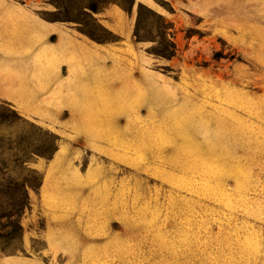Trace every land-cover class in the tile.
<instances>
[{
    "label": "rangeland",
    "instance_id": "374dc122",
    "mask_svg": "<svg viewBox=\"0 0 264 264\" xmlns=\"http://www.w3.org/2000/svg\"><path fill=\"white\" fill-rule=\"evenodd\" d=\"M4 1L22 12L0 32V139H56L0 264H264V0L112 3L104 43Z\"/></svg>",
    "mask_w": 264,
    "mask_h": 264
},
{
    "label": "trees",
    "instance_id": "16d2710c",
    "mask_svg": "<svg viewBox=\"0 0 264 264\" xmlns=\"http://www.w3.org/2000/svg\"><path fill=\"white\" fill-rule=\"evenodd\" d=\"M22 1V0H21ZM50 2L57 9L60 20L63 22H73L81 26L79 30L89 39L97 42L114 41V36L101 27L93 18V14L101 12L107 5L117 3L123 10L130 12L132 9V0H44ZM140 9H137V24L134 35L136 39L140 38L136 35L139 30ZM149 12V11H148ZM151 15H155L150 12ZM160 18V17H158ZM92 22L94 27L90 29L86 22ZM166 28L160 30L161 34ZM160 47L155 50L157 56L171 58L175 55V46L165 40V36L160 37ZM165 46L163 47V44ZM3 116H0L2 119ZM50 138V139H49ZM42 147L31 148L26 150L16 143L17 152L11 147H4L3 141L0 139V244L2 249H10L17 246L22 235V227L20 218L24 211L28 209V189H36L39 185L38 177L31 175L34 171L27 168L26 163L31 159V155L35 154L39 157L48 158L55 148V136L49 134ZM30 154V155H29Z\"/></svg>",
    "mask_w": 264,
    "mask_h": 264
},
{
    "label": "crops",
    "instance_id": "0c3cea01",
    "mask_svg": "<svg viewBox=\"0 0 264 264\" xmlns=\"http://www.w3.org/2000/svg\"><path fill=\"white\" fill-rule=\"evenodd\" d=\"M20 12H22L21 9L13 6V5H8L5 3L4 0H0V32L1 35H6V34H14V25L15 23L18 24V18L20 16ZM26 19H28L29 23H35L39 24L40 26L44 27L45 29L49 30L50 25L43 23L41 21L36 22V20L31 17V16H25Z\"/></svg>",
    "mask_w": 264,
    "mask_h": 264
}]
</instances>
